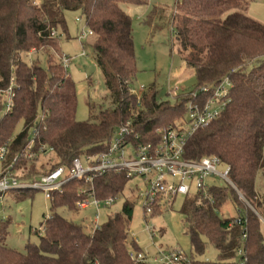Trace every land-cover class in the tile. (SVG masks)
<instances>
[{
    "label": "trees",
    "instance_id": "obj_1",
    "mask_svg": "<svg viewBox=\"0 0 264 264\" xmlns=\"http://www.w3.org/2000/svg\"><path fill=\"white\" fill-rule=\"evenodd\" d=\"M251 2L178 0L177 12L170 18L178 52L186 66L195 70V84L189 93L177 94L170 101L159 100L152 83L138 106L132 92L138 73L133 21L124 5L143 3L141 0H0V92L13 76L18 85L11 111L5 113L0 100V145L8 144L5 165L22 170L18 177L23 181L41 175L37 159L24 156L33 128L37 129L35 148L46 145L55 157L44 174L61 165L69 168L74 158L84 154L107 151L118 127L131 117L143 141H150L157 136V129L185 115L189 100L204 103L211 97V93L200 91L201 87L229 76L232 87L227 108L188 139L184 156L192 160L215 156L229 165L231 179L256 211L228 187L211 189L214 203L199 193L185 196L182 210L193 249L191 264H236L242 245L246 264H264L260 230L264 192L260 195L256 190L258 176L264 174V24L246 14ZM66 11H78L94 32L95 61L115 105L100 109L96 115L91 113L96 120H77L75 82L50 56V50L62 54L60 38L50 34L52 29L67 31ZM33 49L47 52V66L39 59L30 63L23 58ZM90 108L92 112L93 106ZM20 122L22 129L14 135ZM128 181L124 173L114 171L96 177V198L105 201L117 197ZM86 186L84 179L72 178L63 184L61 192L52 193L44 234L38 243L28 242L23 252L4 244L7 227L0 221V264H151L136 263L130 256V249L141 250L130 238L133 199L126 198L121 210L110 214L95 232H86L83 225L57 212L59 208L78 211L77 203L84 198L80 190ZM228 200L234 201L238 215L246 218L245 224L227 229L236 216L223 217L219 210ZM244 233L247 238L242 244ZM208 245L217 249L216 261L200 258Z\"/></svg>",
    "mask_w": 264,
    "mask_h": 264
},
{
    "label": "rangeland",
    "instance_id": "obj_2",
    "mask_svg": "<svg viewBox=\"0 0 264 264\" xmlns=\"http://www.w3.org/2000/svg\"><path fill=\"white\" fill-rule=\"evenodd\" d=\"M141 1L143 3L124 5V9L131 15L133 21V37L138 68L132 86L136 92H140L142 87H145L146 90L147 86L154 83L159 100L174 101L176 97L169 94L174 82L180 81L177 87L178 96L189 93L195 84V70L193 67L186 66L184 59L178 52V44L170 15L164 16L163 11L158 7L159 10H153L154 13H152V9L154 6L162 5L167 10L172 9V13L177 12L175 7L178 0H149L148 4L144 3L148 0ZM35 2L40 3V0H35ZM249 10L264 19V0H252ZM160 14L163 17H159ZM150 15L152 17L151 23L148 22ZM78 18L80 20H77ZM65 19L67 31L60 30L59 44L61 53L72 57L67 70L75 82L76 118L79 121L96 120L94 115L100 109H111L115 105L106 88L103 71L95 61L92 45L94 35L85 37L81 42L78 40L82 30H88L84 17L78 11H66ZM82 51L86 55H81ZM46 53L36 50L32 59H29L28 54L23 55V58L30 63L39 59L41 65L45 67L49 63ZM58 54L55 50H50L53 61L58 62ZM90 106H93L92 112ZM91 113L94 115L91 116ZM21 129L22 122L16 126L14 135ZM30 134H32V130H30ZM54 162L55 157L52 153L41 155L37 159L39 174H44L42 171L49 169ZM217 170L223 172L224 167L220 165ZM19 172L22 170H17V173ZM207 184L209 186L225 184L231 188L219 175L208 178ZM143 187L140 179H131L127 182L123 192L109 206L104 203L100 208L90 205L88 208L78 211L59 208L57 212L73 222L83 225L86 232H91L92 221L96 214H99V222L102 225L107 221L110 214L121 210L126 198H131L134 201V211L129 226L130 238L132 239V234H134L142 250L153 253L156 246L163 248L179 247L184 249L189 256H192L191 239L187 231L185 214L182 210L185 198L183 196L176 197L171 208L163 210L152 218L157 231L154 245L144 230V208L138 199V189H143ZM256 190L260 195L264 192L263 172L258 176ZM50 206L51 201L46 198L42 190L12 189L4 194L0 198V221H3L7 227V233L3 240L4 244L23 252L28 242L38 243L40 235L44 234V232L40 234L39 230L44 228L43 222L45 216L50 212ZM219 214L223 217H235L239 214V209L234 201L228 200L219 210ZM260 218V230L264 240V218ZM36 230L38 231L36 232ZM130 251H134V249H130ZM200 258L216 261L218 251L214 246L208 245Z\"/></svg>",
    "mask_w": 264,
    "mask_h": 264
},
{
    "label": "built area",
    "instance_id": "obj_3",
    "mask_svg": "<svg viewBox=\"0 0 264 264\" xmlns=\"http://www.w3.org/2000/svg\"><path fill=\"white\" fill-rule=\"evenodd\" d=\"M77 20H80L79 18ZM94 35V32L88 28L83 29L78 40L81 42L85 37ZM51 37L60 38L61 32L58 29H52ZM36 53L33 49L29 51L28 57ZM81 55H86L84 51ZM58 62L66 69L72 61V57L64 54L57 55ZM16 78H11L10 85L0 92V100L4 103V112L12 110L15 103ZM178 83L170 90V96H176ZM232 81L229 76L222 77L215 83L201 87L200 91L211 93V97L204 103L196 100H189L186 103V113L183 117L175 120L173 124L167 127L157 129V136L150 141H143L141 134L137 131L134 119L131 117L125 123L120 125L112 137L109 148L105 152L95 154H84L73 159L72 166L67 168L61 165L50 173L40 175L33 181H23L18 177L13 164L5 165L8 155V144L0 145V198L12 189H32L42 190L47 199L52 198L54 191H62L63 184L72 179H84L87 184L80 190L84 198L77 203L78 210L86 209L90 205L100 208L103 203L106 206L111 205L116 197H110L105 201L96 198L94 180L106 172L114 171L124 173L129 180L140 179L143 183V189H138V199L144 208V230L149 235L151 242L155 245L154 239L157 231L152 218L172 207L173 202L178 196H187L199 193L203 199L214 203L211 189L213 187H227L225 184L212 185L207 184V179L219 175L232 189H234L239 198L246 203L248 207L255 208L248 202L243 193L238 189L230 176L231 167L223 165L222 161L215 156H204L197 160L187 159L184 156L185 145L188 139L200 128H204L214 120L218 119L230 102V88ZM132 89L136 95L138 106L141 104L142 92ZM193 97L197 96L194 92ZM37 129H32L29 135V142L25 149V158L29 160L38 159L41 155L48 154L52 148L43 145L35 148V136ZM18 159L15 157L14 162ZM85 161V163H84ZM222 165L223 172H218L217 168ZM99 214H96L91 226V232L101 228ZM246 223V218L238 215L227 225L230 229L235 224ZM38 230H36L37 232ZM44 228L39 230L43 234ZM247 238L244 233L242 244ZM132 239L138 244L137 238L132 234ZM238 260L236 264H246V251L242 247L238 249ZM131 259L136 263L151 264H191L192 258L182 248H163L156 246L155 252L149 251H130Z\"/></svg>",
    "mask_w": 264,
    "mask_h": 264
},
{
    "label": "crops",
    "instance_id": "obj_4",
    "mask_svg": "<svg viewBox=\"0 0 264 264\" xmlns=\"http://www.w3.org/2000/svg\"><path fill=\"white\" fill-rule=\"evenodd\" d=\"M145 4H148L149 3V0L148 1H145L144 2ZM156 7H158L159 9H161L162 11H163V13H164V16H166V14L167 15H170V17H171V14H172V12H171V10L172 9H165V7L164 6H162V5H157ZM161 11V12H162ZM167 11H168V13H167ZM173 11V10H172ZM246 14L248 15V16H250L251 18H253V19H255V20H257L258 22H260V23H262V24H264V19H262V17L260 16V15H258V14H255V13H252L250 10H248V11H246ZM162 14H160V15H158L159 17H163V15L161 16ZM176 83H178V85L180 84V81L179 80H176L175 82H174V85L176 84Z\"/></svg>",
    "mask_w": 264,
    "mask_h": 264
}]
</instances>
